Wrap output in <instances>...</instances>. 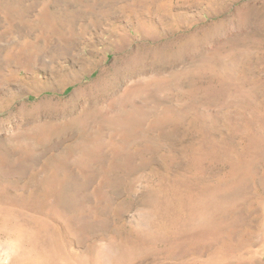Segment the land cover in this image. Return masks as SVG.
Wrapping results in <instances>:
<instances>
[{"label":"rangeland","instance_id":"obj_1","mask_svg":"<svg viewBox=\"0 0 264 264\" xmlns=\"http://www.w3.org/2000/svg\"><path fill=\"white\" fill-rule=\"evenodd\" d=\"M0 264H264V0H0Z\"/></svg>","mask_w":264,"mask_h":264},{"label":"bare ground","instance_id":"obj_2","mask_svg":"<svg viewBox=\"0 0 264 264\" xmlns=\"http://www.w3.org/2000/svg\"><path fill=\"white\" fill-rule=\"evenodd\" d=\"M193 217L196 218V215H194ZM165 224H166V222H165ZM167 226H168V224H167Z\"/></svg>","mask_w":264,"mask_h":264}]
</instances>
